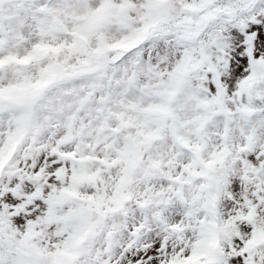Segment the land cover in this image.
Instances as JSON below:
<instances>
[{
    "label": "snow or ice",
    "instance_id": "obj_1",
    "mask_svg": "<svg viewBox=\"0 0 264 264\" xmlns=\"http://www.w3.org/2000/svg\"><path fill=\"white\" fill-rule=\"evenodd\" d=\"M0 264H264V0H0Z\"/></svg>",
    "mask_w": 264,
    "mask_h": 264
}]
</instances>
